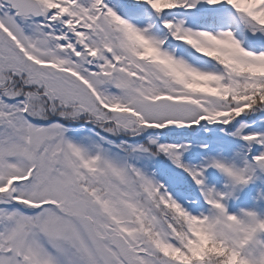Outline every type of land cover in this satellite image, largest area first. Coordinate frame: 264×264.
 I'll use <instances>...</instances> for the list:
<instances>
[{
  "label": "snow or ice",
  "instance_id": "obj_1",
  "mask_svg": "<svg viewBox=\"0 0 264 264\" xmlns=\"http://www.w3.org/2000/svg\"><path fill=\"white\" fill-rule=\"evenodd\" d=\"M0 264H264V0H0Z\"/></svg>",
  "mask_w": 264,
  "mask_h": 264
}]
</instances>
